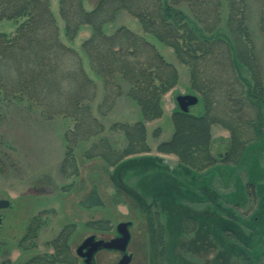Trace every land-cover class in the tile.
Instances as JSON below:
<instances>
[{
    "label": "rangeland",
    "instance_id": "rangeland-1",
    "mask_svg": "<svg viewBox=\"0 0 264 264\" xmlns=\"http://www.w3.org/2000/svg\"><path fill=\"white\" fill-rule=\"evenodd\" d=\"M97 2L84 0L83 7L92 11ZM245 6V22L264 82V33L260 28L264 2L245 0ZM180 8L192 20L188 7ZM51 10L60 41L79 53L87 75L98 86L92 111L105 128L101 138L113 150H124L125 136L110 127L142 121L138 105L127 96L128 86L121 83L124 93L113 109L106 116L98 113L103 86L82 50L92 30L83 27L69 41L59 0H51ZM122 26L143 34L138 22L125 12L105 31L110 34ZM15 30L14 23L0 22V33ZM147 39L179 73L177 85L162 98L163 116L146 123L148 152L111 165L103 156H95L98 151L92 152L100 140L96 138L74 146L70 143L75 167L69 162L63 167L69 146L66 134L74 125L71 120L62 116L46 120L38 110L19 103L3 108L0 200L9 205L0 210V264H47L55 254L53 242L65 231L73 264H85L76 253L79 245L92 235L106 241L116 238L121 222H131L129 264H264V132L247 148V161L236 163L226 161L232 146L230 132L214 125L210 154L216 162L204 171L188 167L175 154L160 152L159 145L174 133L175 98L197 96L199 103L190 108L192 115L203 114L205 103L191 89L189 67L177 60L172 49L152 37ZM242 77L254 86L248 71L243 70ZM121 257L118 251L101 250L95 264H116Z\"/></svg>",
    "mask_w": 264,
    "mask_h": 264
},
{
    "label": "trees",
    "instance_id": "trees-1",
    "mask_svg": "<svg viewBox=\"0 0 264 264\" xmlns=\"http://www.w3.org/2000/svg\"><path fill=\"white\" fill-rule=\"evenodd\" d=\"M83 2L59 0L60 16L69 41L83 27L92 30L82 50L103 86L98 113L106 116L113 109L125 83L127 96L142 114V121L135 124L110 127L125 136L124 150H113L101 138L105 128L92 111L98 86L87 75L79 53L60 41L51 0H0V22L16 25L14 33H0L1 115L3 108L19 103L38 110L46 120L60 116L71 120L74 125L66 134L67 144L99 138L92 152L98 151L95 156H103L111 165L148 152L146 123L163 116L162 98L179 81L177 68L149 36L172 49L177 60L189 67L191 89L205 103L199 115L178 108L172 115L173 136L159 145V151L175 154L188 167L204 171L216 162L210 154L211 131L220 125L231 134L226 161H247V148L264 132V82L245 22V0H98L92 11H86ZM183 5L192 20L183 13ZM123 12L138 22L143 34L125 26L110 34L105 31ZM260 28L264 33V6ZM243 70L251 74L254 86L243 79ZM74 161L69 145L63 167L69 162L74 168ZM35 221L30 224L31 233ZM68 236L65 231L53 242L55 254L47 264L75 262Z\"/></svg>",
    "mask_w": 264,
    "mask_h": 264
},
{
    "label": "water",
    "instance_id": "water-1",
    "mask_svg": "<svg viewBox=\"0 0 264 264\" xmlns=\"http://www.w3.org/2000/svg\"><path fill=\"white\" fill-rule=\"evenodd\" d=\"M175 101L181 111L189 112L192 106L199 103V98L192 94H182L178 95ZM8 205L7 200H0V210L8 207ZM130 226L131 222L119 223L116 227L118 236L108 241L97 239L95 235L87 237L77 248V255L84 259L85 264H95V255L98 251H118L122 254V257L116 264H129L132 260V255L127 253L131 239Z\"/></svg>",
    "mask_w": 264,
    "mask_h": 264
},
{
    "label": "flooded vegetation",
    "instance_id": "flooded-vegetation-1",
    "mask_svg": "<svg viewBox=\"0 0 264 264\" xmlns=\"http://www.w3.org/2000/svg\"><path fill=\"white\" fill-rule=\"evenodd\" d=\"M83 261H84V259H83Z\"/></svg>",
    "mask_w": 264,
    "mask_h": 264
}]
</instances>
